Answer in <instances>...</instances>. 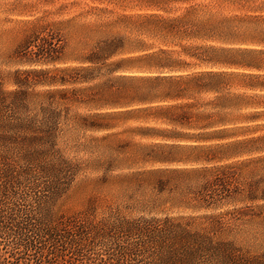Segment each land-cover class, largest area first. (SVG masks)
Listing matches in <instances>:
<instances>
[{"label": "rangeland", "instance_id": "374dc122", "mask_svg": "<svg viewBox=\"0 0 264 264\" xmlns=\"http://www.w3.org/2000/svg\"><path fill=\"white\" fill-rule=\"evenodd\" d=\"M192 10L197 21L217 27L218 34L232 28L255 37L234 46L240 51L233 56L253 67L229 70L236 74L230 92L240 96L239 106L228 111L236 121L226 128L228 134L236 135L232 140L180 142V148L159 151L171 160L152 162L146 155L156 151V141L139 136L138 128L153 127L154 123L118 119L110 129L79 128L74 126V118L96 112L86 105H70L60 95L54 99L47 95L114 80L119 73L110 75L106 69L124 59L176 49L178 44L230 43L218 34L211 40L202 33L176 36L153 21L154 16L174 18ZM257 16L264 18V0H0V91L9 96L8 103L16 100L22 117L41 118L44 108L60 112L53 139L58 163L68 164L61 173L41 176V183L48 188L38 187L36 192L44 190L43 198L36 199L35 190L26 185L18 190L20 199L14 205L10 200L2 202L0 212L12 214L15 220L34 217L38 221L42 217L59 221L87 211L95 221L109 223L181 219L191 222L195 231L213 244L232 243L243 254L264 255V161L253 162L264 152L229 157L225 149H211L264 137V89L258 86L264 84V20L245 21ZM227 20L229 25L218 27ZM99 50L113 56L100 64L85 61ZM81 67L102 71L95 81L84 85L48 84L57 70ZM258 147L263 148L264 141L246 149ZM251 189L256 190L255 200L249 198ZM10 208L22 212L14 216ZM104 245L77 253L60 244L45 246L43 254L54 253L45 256L25 252L15 235L8 236L0 229V264H47V258H51L49 264H104L99 256L103 254L106 260L107 253L110 261L117 263L121 249L116 244ZM207 248L211 249L210 245ZM211 253L202 252L193 264H218L210 260ZM133 258L135 262L125 258L121 264L152 261L146 253Z\"/></svg>", "mask_w": 264, "mask_h": 264}, {"label": "trees", "instance_id": "16d2710c", "mask_svg": "<svg viewBox=\"0 0 264 264\" xmlns=\"http://www.w3.org/2000/svg\"><path fill=\"white\" fill-rule=\"evenodd\" d=\"M263 20L257 16L246 18L245 21L253 23ZM153 21L176 36L189 37L202 33L211 40L218 34L217 27L197 21L195 10L174 18L154 16ZM230 23L227 20L218 27ZM221 30L223 34L218 36L224 35L230 43L221 46L178 44L176 49L124 59L108 65L106 69L110 75L119 73L114 80L47 95L51 99L60 95V99L70 105H86L90 111L96 112L74 118V126L79 128L110 129L118 119L154 123L153 127L138 128L139 136L156 141L153 145L156 151L146 155L152 162L171 160L159 151L180 148V142L219 143L232 140L236 135L228 134L226 128L236 121L229 117L228 111L239 106L236 102L240 96L230 92L231 82L236 79V74L230 69L253 67L233 56L240 51L234 46L255 37L249 32L232 28ZM103 51L93 53L85 61L91 65L100 64L113 56V53ZM100 71L102 68H64L57 70L48 84L84 85L95 81ZM133 72L140 74H126ZM258 86L264 89V84ZM8 97L0 91V211H3L5 200H10V204L14 205L19 198L18 190L26 185L32 192L35 190L36 199L43 198L41 191L44 190L36 192L38 187L48 188L41 183V176L54 171L61 173L68 165L58 163L53 139L60 112L44 108L41 118L38 115L22 117L18 114L16 100L8 103ZM105 109L119 111L97 112ZM158 123L163 127H158ZM259 141H264V137L216 145V148L211 149H225L224 154L226 152L229 157L252 155L264 152V147L246 149L249 144ZM259 161H264V156L253 160ZM255 192V189H251L249 198L255 200ZM19 212L22 211L14 210V216ZM11 215L0 212V229L8 236L15 235L24 251L34 254L53 255L49 252L43 254L45 246L56 248L58 244L65 249H72V253L97 244H105L104 247L116 244L121 249L117 263L110 261L109 253L106 260L103 254L99 256L102 257V263L121 264L125 258L134 261L133 257L138 258L141 253H146L152 256L148 264H193L202 252L212 251L210 260L218 264H264V255L243 254L232 243L213 244L206 235L195 231L191 222L181 219L140 218L109 223L107 220L95 221L88 211L59 221L48 217L38 221L32 214L33 219L26 217L27 220H15ZM208 245L212 250L207 248ZM46 260L45 263L49 264L51 258Z\"/></svg>", "mask_w": 264, "mask_h": 264}]
</instances>
